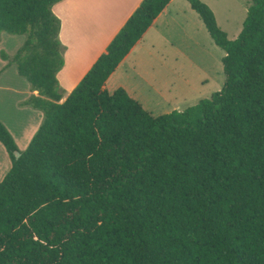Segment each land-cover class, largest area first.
<instances>
[{
    "label": "trees",
    "instance_id": "trees-1",
    "mask_svg": "<svg viewBox=\"0 0 264 264\" xmlns=\"http://www.w3.org/2000/svg\"><path fill=\"white\" fill-rule=\"evenodd\" d=\"M61 1L0 0V33L24 36L9 63L43 114L23 151L0 122V264H264V0L246 1L234 40L186 0L225 81L157 117L106 81L171 0H142L62 103Z\"/></svg>",
    "mask_w": 264,
    "mask_h": 264
},
{
    "label": "crops",
    "instance_id": "crops-1",
    "mask_svg": "<svg viewBox=\"0 0 264 264\" xmlns=\"http://www.w3.org/2000/svg\"><path fill=\"white\" fill-rule=\"evenodd\" d=\"M141 1L62 0L52 7L53 14L61 23L58 39L61 44L64 65L56 75L62 94L61 103L89 71L99 56L105 52L110 41L139 6ZM200 1L212 9L211 3H208L206 0ZM194 13L186 0H171L144 33L141 40L131 49L129 54L108 78L106 81L108 92L111 94L116 89L123 88L142 107H144L142 103L144 97L141 96L140 87L146 89L145 86L147 85L149 87L148 94L153 92L156 95H161L152 86L154 80L152 70L157 65L163 67L161 62L166 61L167 57L164 58L162 56L158 58V56H153V54L159 52V50L164 52V49H162L164 44L170 47L180 46L181 42L184 43L186 38H193L195 31H202L203 28H200V24L196 20ZM1 37L4 36H0V41L3 39ZM1 50H5L3 46H0ZM161 59L165 60L160 61ZM13 66L15 65H10L8 57L7 59L1 57L0 52V96L3 95V92L10 91L9 85H4L3 83ZM141 83L144 84L139 86ZM31 96H38V93L31 92L29 87V90L25 89L24 96L17 100V105L20 103L19 108L21 106L28 108L23 111L16 110L17 115L19 116L20 113H23L28 120L26 125L22 122L20 128L19 126H13L17 129L16 134L0 116V122L12 135L20 151L26 149L43 119L41 111L25 105ZM2 101L0 100V102ZM174 108L176 109L177 107H173L171 110H174ZM178 111L182 110L178 109ZM4 151L5 149L3 150V155L5 156H1L0 162V175L2 179L11 166L8 156H6L7 153Z\"/></svg>",
    "mask_w": 264,
    "mask_h": 264
},
{
    "label": "rangeland",
    "instance_id": "rangeland-1",
    "mask_svg": "<svg viewBox=\"0 0 264 264\" xmlns=\"http://www.w3.org/2000/svg\"><path fill=\"white\" fill-rule=\"evenodd\" d=\"M206 1L211 3L213 10L210 9L214 14L216 23L226 33L227 38L229 40L236 39L246 17L247 0ZM194 16L200 24V28H203L202 31H195L194 37L186 38L184 43L181 42L180 46L170 47L164 44L162 46L164 52L159 50V52L153 54V56H158V58L167 57L166 61L161 62L163 67L157 65L152 70L154 78L152 86L163 97L153 92L148 94L149 87L147 85L145 86L146 89L140 87L141 96L144 97L143 101L141 100L143 108L154 117L194 106L200 100L208 99L224 85L225 76L222 58L225 56V52L212 41L198 15L194 13ZM0 36H4L1 37L3 39L0 41V46L5 49L0 52L1 54L2 52L5 53L11 59L24 42V36L9 35L7 33H0ZM162 60L165 59L160 61ZM149 73L151 74L150 71ZM3 84H8L10 91L3 92V95L0 96V100H3L0 102V116L16 134L17 129L13 126H19L20 128L22 122L26 125L28 120L23 113H20L19 117L16 112V110L23 111L28 109L22 106V108H19L20 103L17 105V100L24 96L25 89L29 90L28 83L24 78L18 76L15 66H13L6 79H4ZM143 84L141 83L139 86ZM173 107L178 109L174 108V110H171ZM0 150L1 162V156H5L3 155L4 149L1 144ZM1 179L0 175V182L2 181Z\"/></svg>",
    "mask_w": 264,
    "mask_h": 264
},
{
    "label": "water",
    "instance_id": "water-1",
    "mask_svg": "<svg viewBox=\"0 0 264 264\" xmlns=\"http://www.w3.org/2000/svg\"><path fill=\"white\" fill-rule=\"evenodd\" d=\"M19 156V153H17V157Z\"/></svg>",
    "mask_w": 264,
    "mask_h": 264
}]
</instances>
